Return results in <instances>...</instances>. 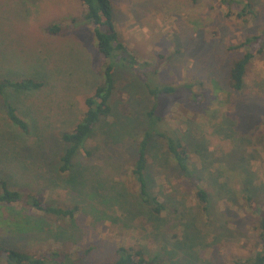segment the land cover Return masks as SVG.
I'll return each mask as SVG.
<instances>
[{"label": "rangeland", "instance_id": "1", "mask_svg": "<svg viewBox=\"0 0 264 264\" xmlns=\"http://www.w3.org/2000/svg\"><path fill=\"white\" fill-rule=\"evenodd\" d=\"M249 1L248 13L237 17L228 15L220 0H111L120 39L138 61L134 69L115 66L111 113L86 142L91 154L78 153L73 171L63 176L57 171L66 147L61 134L83 115L105 61L90 26H71L57 35L44 30L81 19L80 0H0V78L44 83L16 95L5 90L30 124L29 135L8 119L6 94H0V180L47 203L80 209L69 220L34 209L27 217L20 205L3 206L5 219L24 220L19 230L1 221L4 245L34 255L60 249L80 258L79 264H112L122 245L185 264L182 250L167 237L193 224L204 236L191 248L195 264H232L252 256L256 238L243 186L251 178L255 200L264 207V46L247 66L243 89L228 88V68L242 53L230 46L264 29V0ZM162 86L174 91L156 96L148 91ZM153 103L166 136L188 148L190 168L208 189L207 220L198 215L193 185L171 163L159 138L148 144L151 187L164 205H174L156 228L147 206L138 203L131 166L144 113ZM41 155L52 164L46 166ZM74 176L81 186L71 184ZM179 212L188 218H179Z\"/></svg>", "mask_w": 264, "mask_h": 264}, {"label": "trees", "instance_id": "2", "mask_svg": "<svg viewBox=\"0 0 264 264\" xmlns=\"http://www.w3.org/2000/svg\"><path fill=\"white\" fill-rule=\"evenodd\" d=\"M80 1L85 6V12L81 19L72 18L67 25L53 23L44 27L46 33L57 35L63 34L71 26L77 27L85 24L90 26L96 51L105 61L103 68L99 71L102 78L100 84L95 87L92 95L85 98V110L83 115L69 131H65L61 134V140L66 143V147L58 159L60 160V165L58 166L57 171L63 176L73 171V158L78 153H81L84 156H89L91 154L90 150L86 147V142L100 123V120L103 117L109 116L111 113L109 100L114 89L113 74L115 66L122 65L134 69L138 61L137 58L127 50L126 46L120 39L115 24L111 0ZM220 4L226 7L228 15L235 14L237 17H241L245 13H248V9H250L251 6L249 0H220ZM263 46L264 29L257 34L249 35L241 42L230 46L231 49L241 48L242 53L240 57L231 62L228 68L229 90L240 92L243 89L247 66L257 55L263 53ZM43 84L42 81L35 80L32 77L22 78L18 81H12L9 78L3 77L0 78V94L3 95L7 88H11L12 90H10V92H13L15 95L23 91L31 92L33 90L41 89ZM148 91L153 96H156L158 93L173 92L174 88L169 86H162L160 88L149 87ZM7 92H5V94ZM4 97L8 119L14 126L20 128L24 133H28V135L31 134L30 124L16 113L15 107L8 102L9 96L6 94ZM144 117L146 118V124L144 123V126L141 129L140 137L135 147L136 156L131 166V175L136 181L138 187L136 194L138 203L147 206L146 210L150 212V216L152 217L151 220L153 222L156 220L158 223L156 228L160 227L159 224H162L163 222V218L161 217L162 213L167 210L168 206L174 205H164L158 194L155 193L151 187L152 175L147 162L149 153L148 144L151 140L159 138L170 157L171 163L177 167L176 169L180 172L181 176L193 185L194 197L198 204H200L198 215H202L207 220L210 209L208 189L199 185L201 176L197 174L198 170L194 171L192 167L190 168V153L188 148L179 140L166 136L168 133L163 129L165 123L163 122L164 119L162 115L157 112V103H153V105L144 113ZM32 133L37 134L33 130ZM174 140H177V142H174ZM195 148L196 151H199L198 145L195 146ZM40 158H43L46 166L52 164V160H49L48 156L44 158L41 155ZM77 179L79 180V177L74 176L71 179V184L76 183L81 186V182H78ZM251 180V178L246 180L243 187L244 198L247 201L248 208L251 209V217H253L249 227L256 238L254 241L255 252L252 256L239 257L233 260L232 264H264V207L260 204L258 205V202L255 200V190L252 188ZM227 193H229V190H227ZM168 198H171L172 200L171 196H168ZM12 205H20L27 217L30 214L28 209H34L43 214L52 215L57 219L69 220H73L75 214L80 212V209L76 204L59 206L47 203L31 191L12 189L6 179H1L0 209L3 206L12 207ZM25 207L28 208L26 209ZM5 218L6 216H3L0 211V223L2 221L6 223V226L15 225L18 230L19 228L22 229L21 224L19 226L18 223L23 222L24 220L11 221ZM179 218L187 219L188 217L179 212ZM36 220L39 222L38 219ZM0 226L2 225L0 224ZM191 226H193V224H191ZM191 226H186L184 230L181 229L179 234L169 235V237H167L173 245L182 250L180 260L185 262V264H195L191 248L194 245H200V241L204 239V236H202L199 229L191 228ZM222 228L223 225L221 224L219 229ZM17 231L15 230V232ZM0 257H3L7 264H79L80 259H75L68 252L60 249H54L44 254H29L20 251L19 249L4 245L1 238ZM0 264H2L1 260ZM112 264H170V262H168L164 256L155 255L150 258L143 249H134L120 245L116 248V258Z\"/></svg>", "mask_w": 264, "mask_h": 264}]
</instances>
